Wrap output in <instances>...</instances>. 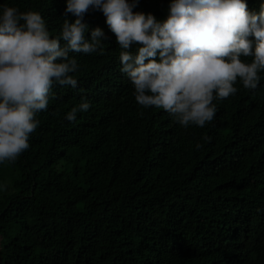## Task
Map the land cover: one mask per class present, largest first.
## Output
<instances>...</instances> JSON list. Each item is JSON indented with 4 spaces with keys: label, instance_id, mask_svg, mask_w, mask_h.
<instances>
[{
    "label": "trees",
    "instance_id": "16d2710c",
    "mask_svg": "<svg viewBox=\"0 0 264 264\" xmlns=\"http://www.w3.org/2000/svg\"><path fill=\"white\" fill-rule=\"evenodd\" d=\"M0 3L41 12L52 35L75 19L66 0ZM168 4L133 11L164 19ZM84 21L104 29V51L72 53L77 87L54 84L30 147L0 164V264H264V78L184 127L136 101L102 11ZM83 97L91 107L65 119Z\"/></svg>",
    "mask_w": 264,
    "mask_h": 264
},
{
    "label": "clouds",
    "instance_id": "9594fccd",
    "mask_svg": "<svg viewBox=\"0 0 264 264\" xmlns=\"http://www.w3.org/2000/svg\"><path fill=\"white\" fill-rule=\"evenodd\" d=\"M138 3L66 0L65 14L75 19H63L56 35L41 12L0 3V164L15 162L30 147L40 124L37 114L48 108L53 85L77 87L73 73L80 65L72 53L104 51V29L84 21L90 10L102 11L115 33L120 71L132 83L136 101L166 110L184 127L211 122L217 112L213 101L236 94L237 81L249 90L259 86L264 0L258 11L249 10L247 0H169L164 19L133 11ZM90 107L83 97L65 119L74 122ZM9 188V181H0V193Z\"/></svg>",
    "mask_w": 264,
    "mask_h": 264
},
{
    "label": "rangeland",
    "instance_id": "374dc122",
    "mask_svg": "<svg viewBox=\"0 0 264 264\" xmlns=\"http://www.w3.org/2000/svg\"><path fill=\"white\" fill-rule=\"evenodd\" d=\"M2 244H4V240L0 238V247L2 246Z\"/></svg>",
    "mask_w": 264,
    "mask_h": 264
}]
</instances>
